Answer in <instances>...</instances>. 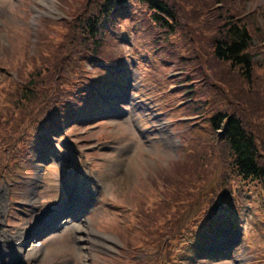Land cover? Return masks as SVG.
Here are the masks:
<instances>
[{"label":"rangeland","instance_id":"374dc122","mask_svg":"<svg viewBox=\"0 0 264 264\" xmlns=\"http://www.w3.org/2000/svg\"><path fill=\"white\" fill-rule=\"evenodd\" d=\"M164 1L178 15V33L168 37L166 42L162 41L163 32L151 22L152 12L139 0H131L124 9L110 17L112 21L98 25L100 30H106L102 39L104 45L98 49L102 58L97 60L102 66L94 72L93 68L89 69L91 79L88 84L105 87V94L109 97L104 104L92 106L96 95L90 88L86 91L89 100L84 99L86 106L79 105L82 100H78L71 112L51 110L53 122L33 127L32 119L40 112L35 108L32 112L31 107L17 100L15 84L20 83L15 79L17 71L28 73L34 70L37 65L30 57L38 56L37 53L43 50L44 57L39 61L43 70L38 74L39 84L35 89L45 93L43 95L48 97L50 105L62 101L58 94L50 97V93L58 92V84L51 78L49 69L53 68L57 56L65 55L60 68L69 72V60L78 66L82 55L88 54L85 48H95L94 40L80 45L86 36L81 39L79 34L87 28V22L95 20V15L100 18L108 0H0V162L9 159V149L15 153L12 165L3 169L5 175L0 174L1 222L9 227L29 225L33 231L40 226V221L35 219L41 214L34 213L38 210L36 206L43 209L56 207L67 199L82 196L86 189L96 191L95 197L92 196L94 193L89 194L96 202L90 201L85 207L83 220H77L86 232L75 233L74 228L64 232L63 228L56 229L54 224L51 225L48 232H56L49 236L64 232L65 241L53 240L45 244L50 239L48 236L37 240V244L43 243V249L38 257L28 259L27 264H116L121 261V251H135L136 246L143 248L142 243L153 237L159 240L164 232L158 237L154 232L162 228L159 224L161 218L152 209L158 200L161 201L160 193L164 197L171 189L155 180V173L166 171L176 179L175 184L178 179L190 181L192 184L186 190L193 197H197L195 194L200 192L199 188L207 193L209 186L205 184L211 181L208 177L195 182L185 174L188 166L194 165L198 158L188 155L184 159L181 156L184 144L188 148L189 142L206 152L207 160H203L213 165L212 178L222 173L223 165L211 161L220 155L205 145L204 138L210 140L212 133L206 132L202 126L192 128L193 122L208 119L206 112L237 115L256 137L260 150L264 151V0ZM229 13L244 15L255 37L250 48L254 56L253 82L242 74L241 69L232 66L230 61L219 59L214 52L216 39L222 36L219 28H215V22L217 25L222 23L218 16ZM63 20L76 23L78 30H70L69 26L60 23ZM49 21L59 23L46 28L44 22ZM45 37L49 39L47 47L42 45ZM75 38L77 44L69 47L68 43ZM197 68L199 71L194 72ZM111 82L119 89L117 94L112 92ZM197 83L205 86L200 87L194 105L187 110L184 101L191 95L187 90ZM78 94L80 97L81 91ZM71 95L75 96L74 93ZM37 102L40 107L44 100L39 98ZM42 109L45 112L46 107ZM65 116H69V122ZM190 116L193 117L186 118ZM178 120L190 121L186 124L189 132L182 133L185 128L178 124ZM57 123L63 125L59 132L53 128ZM36 130H43L47 138L37 139ZM180 156L182 160H178ZM174 162L176 177L169 173ZM184 166L185 169L181 168ZM68 168L72 170L65 173ZM28 171L32 173L29 175ZM63 183L71 190L66 192L65 198ZM219 186L216 191L222 189ZM234 188L235 184L231 190ZM247 189L250 191L245 193L249 195L242 193L245 198L243 210L250 207H247L249 196L253 207L248 209L249 216L245 211L240 214L242 219L248 216L243 221L246 226L226 227L220 236L210 235L213 243L197 249L199 251L193 255L194 261L190 264H217L219 261H223L220 264H264V235L256 237L258 234L254 232L259 227L264 229L262 221L258 225L259 213L264 214V181L262 190L259 186H247ZM29 201L35 204L31 205ZM182 202L180 196L169 211L165 210L167 219L161 221L175 218L177 212L190 210L186 204L178 209ZM11 207L17 210V214L10 211ZM64 207L59 206L56 211ZM20 211L25 214L19 220L14 216ZM232 211L239 215V209L223 207L217 216L223 212L233 216ZM148 222L149 228L143 229ZM182 222V219H175V224ZM240 229L244 234L246 230V234L239 243ZM5 231L2 229L1 235L11 240V234L7 235ZM12 232L20 233L21 238L25 230ZM92 237L106 238L112 248L82 247H87ZM186 238L195 241L190 236ZM127 245L133 249H126ZM68 246L72 249L69 250ZM48 249H51L49 254ZM79 249L82 252L91 250L86 261L79 257ZM63 253L67 256L63 257ZM122 255L126 256L124 252ZM143 255L136 258L138 264H147ZM148 256L153 258V255Z\"/></svg>","mask_w":264,"mask_h":264},{"label":"trees","instance_id":"16d2710c","mask_svg":"<svg viewBox=\"0 0 264 264\" xmlns=\"http://www.w3.org/2000/svg\"><path fill=\"white\" fill-rule=\"evenodd\" d=\"M114 1L116 2V0H108L107 5H110ZM117 1L119 4H122V1ZM140 3L145 5L152 12L150 14L151 22L160 27V30L163 32L164 37L162 40L164 42L167 41L168 37L174 36L176 33H178V15L169 3L164 0H140ZM209 9L211 10V7ZM220 20L222 23H219L218 25L215 22V28H219L218 31H220V34H222L221 38L216 39L214 51L216 56L225 61H230L232 66L241 69L242 74L248 79H251L254 68L249 48L251 47L253 37L247 27V24L243 22L244 19H240V17L237 16L236 13L219 15L218 21ZM58 23L59 21L44 22V26L46 28H49L51 24ZM60 23L69 26V29L72 31L78 30V27L74 22V25L68 20H63ZM96 26L97 20H90L89 22H87V28L81 30V33L86 36V38H84L85 43L90 39H93L95 42L94 49H91L90 47L85 48L86 51H91V53L98 52V49L104 45V41L102 40L104 39V33H99L100 31H98ZM76 39L77 38L69 42L68 46L70 47L77 44L78 40ZM48 41L49 39L47 37L43 38L42 45L47 47L46 44H48ZM172 48H169L171 52H173ZM37 55L38 56L30 57L31 61L35 65H37L35 69L32 71L29 70L28 73H26L25 71L19 72L20 75L17 77V80H19L20 83L15 84L18 88L17 100L22 104L31 107L32 112L35 111L34 108L36 109V111L40 112L34 115L35 117L32 119L33 127L41 125L47 118V116H49L48 120H50L53 114L51 110H55L54 107H52L45 101L44 95L34 88L35 83H37L36 80L38 79V74H40L43 70V67L39 65L40 59L44 57L43 50L38 52ZM58 68L59 67L55 66L52 69H49L48 73L52 75V78L58 76L56 71ZM197 71H199V68H197V70H195L194 72ZM61 73L65 72L62 70L59 71V77L58 79H56L58 85L62 84V79H60ZM61 76L64 78L63 74H61ZM250 82H253V79H251ZM39 98L44 100V102L40 104V107L37 102ZM43 106L46 107L45 112L42 109ZM222 121V117L219 116L214 119L216 128H219L221 126L220 123ZM227 138L229 141L228 147L231 149V152L233 154L231 170H229L232 172L231 174L222 172L219 176H214L215 178H212L210 177V169L205 168L201 163L189 165L185 174H187L191 178H194L195 182H199V179L202 177H208L211 181L205 184L206 187L209 186L211 182L222 183L226 177L227 180H229L228 178H231L230 181H233V179L237 180V176L242 177L244 180H258L263 182L264 151L258 149L255 138L246 131L242 122L236 117H230L228 119ZM181 168L185 169L186 166ZM199 189L200 191L202 190L201 192H203V189ZM222 193L224 192L215 194L204 193L202 199H208L211 197V199L221 198L224 200L228 197V195ZM198 194L200 195V193ZM168 204L169 203H165L164 206L166 207ZM156 210L157 208L153 211L156 212ZM165 214L166 213L159 215V218H161ZM178 214L180 213H177V215ZM173 220L175 221V219Z\"/></svg>","mask_w":264,"mask_h":264},{"label":"bare ground","instance_id":"6f19581e","mask_svg":"<svg viewBox=\"0 0 264 264\" xmlns=\"http://www.w3.org/2000/svg\"><path fill=\"white\" fill-rule=\"evenodd\" d=\"M82 199H88V198L87 197H82ZM1 205H2V207L0 208L1 209L0 210V222H1L2 215H3V209H2L3 208V198L0 196V206ZM75 210L78 211L79 210V206H77L75 208ZM62 222H58V224L63 225L64 223L70 222V220H65L64 223H62ZM71 226L74 228L75 233H78V232H81V231H85L84 229L80 228V226L78 224L77 225L76 224H72ZM0 232H1V229H0ZM10 233H11V231H10ZM11 234H13V233H11ZM77 239L83 241L82 238H79L78 237ZM0 240L3 243V244H0V253H1L0 254V264H9L8 263V260H7V255H4L5 254L4 252H6V250L8 249V247L10 245V242L7 241L6 239H2V236L1 235H0ZM11 240H16V244H19L16 247L17 253L22 254V258L25 259V260L38 257L39 254H40V252L43 249L42 248V246H43L42 243H40V244L33 243V244H31V246H29L27 248V247H25L26 246L25 244H23V245L20 244L21 243V239L20 238H18V239L12 238ZM52 240H54L55 242H64L65 241V240H63V234H59V235L54 236L52 238ZM106 241L107 240L104 237H101V239L100 238L92 237L90 239V242L87 245V247H86V245H84L82 247H84V248H91V247L97 245L99 247H109L108 249L112 248L109 245L110 243H107ZM68 248H69V250H71L72 249V246L71 247L68 246ZM50 251H51V249H48V254L50 253ZM78 251H79V257H83L85 261L87 260L88 255H90V253H91V250H86V252H82L79 249ZM62 256L65 257V256H67V254L66 253H63ZM71 258L74 259V257H71Z\"/></svg>","mask_w":264,"mask_h":264}]
</instances>
